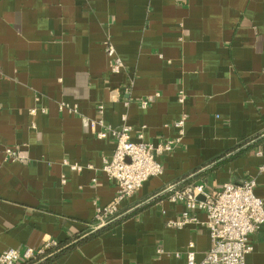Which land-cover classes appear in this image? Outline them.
Here are the masks:
<instances>
[{
	"label": "crops",
	"instance_id": "0c3cea01",
	"mask_svg": "<svg viewBox=\"0 0 264 264\" xmlns=\"http://www.w3.org/2000/svg\"><path fill=\"white\" fill-rule=\"evenodd\" d=\"M99 117L134 142H174L163 174L103 227L118 189L101 171L115 141L88 125ZM263 164L264 0H0V255L55 241L67 250L46 264H188L193 244L203 264L209 231L169 227L184 206L168 190L255 179L264 201ZM251 242L246 264H264V225Z\"/></svg>",
	"mask_w": 264,
	"mask_h": 264
},
{
	"label": "built area",
	"instance_id": "2783aa9c",
	"mask_svg": "<svg viewBox=\"0 0 264 264\" xmlns=\"http://www.w3.org/2000/svg\"><path fill=\"white\" fill-rule=\"evenodd\" d=\"M106 52L111 58V71L119 73L123 68L122 61L116 56L114 47L106 42ZM149 99L143 102L144 108L152 102ZM183 102V99H181ZM61 111L68 110L71 114H78V107L63 103L59 106ZM102 110V107H101ZM36 110L31 111V115ZM124 121L126 118L123 119ZM185 118L175 123L177 128H182ZM88 125L98 139L111 136L115 141V150L110 159H104L101 171L117 184V195L106 207L97 211L98 227L106 226L119 213L120 205L136 194L143 185L153 177L163 174V166L158 157L174 148V142L163 144L134 142L131 139V127L126 123L112 128L107 127L102 117L88 122ZM6 156L14 162L27 163L20 147L7 148ZM258 155L263 156L261 152ZM69 165L75 172H82L84 167L79 164ZM87 168H93L89 166ZM264 173V164L259 167ZM96 182V180H95ZM66 179L62 178V184ZM256 180H245L241 184L226 183L221 190L207 192L206 185L185 184L172 186L168 190L169 200L182 204L184 210L180 219L170 221L169 227L182 229L189 224L206 227L210 234L212 246L206 254L203 264H246V257L253 251L251 237L264 225V201L255 195ZM205 215L200 220L199 214ZM55 241H47L45 245L35 250L28 247L25 250L9 249L1 253L0 264H29L32 261L40 262L45 259L49 249L57 247ZM188 264H195L194 245H189L187 252Z\"/></svg>",
	"mask_w": 264,
	"mask_h": 264
},
{
	"label": "trees",
	"instance_id": "16d2710c",
	"mask_svg": "<svg viewBox=\"0 0 264 264\" xmlns=\"http://www.w3.org/2000/svg\"><path fill=\"white\" fill-rule=\"evenodd\" d=\"M67 249H64V247H60L59 245L57 247L51 248L48 250L45 259L43 261V264L48 263L58 255H61L63 252H65ZM40 262L32 261L29 264H38Z\"/></svg>",
	"mask_w": 264,
	"mask_h": 264
}]
</instances>
